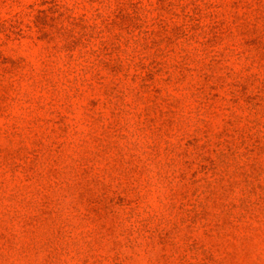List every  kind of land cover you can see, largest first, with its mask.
I'll list each match as a JSON object with an SVG mask.
<instances>
[{"label":"rangeland","instance_id":"obj_1","mask_svg":"<svg viewBox=\"0 0 264 264\" xmlns=\"http://www.w3.org/2000/svg\"><path fill=\"white\" fill-rule=\"evenodd\" d=\"M0 264H264V0H0Z\"/></svg>","mask_w":264,"mask_h":264}]
</instances>
